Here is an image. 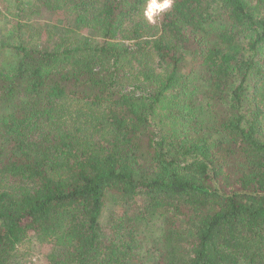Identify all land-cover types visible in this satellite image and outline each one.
<instances>
[{"label": "trees", "instance_id": "16d2710c", "mask_svg": "<svg viewBox=\"0 0 264 264\" xmlns=\"http://www.w3.org/2000/svg\"><path fill=\"white\" fill-rule=\"evenodd\" d=\"M8 1L0 264H264V0Z\"/></svg>", "mask_w": 264, "mask_h": 264}, {"label": "rangeland", "instance_id": "374dc122", "mask_svg": "<svg viewBox=\"0 0 264 264\" xmlns=\"http://www.w3.org/2000/svg\"><path fill=\"white\" fill-rule=\"evenodd\" d=\"M11 9L12 8H11L8 0H0V26L3 24L4 26H7L6 28L13 31L12 27L14 26V24L16 22L15 21L16 17L13 18V16L11 15ZM8 17L11 19L10 21L7 19ZM47 18L45 19V17H44L45 20H49V21L52 20V22H57V21L59 22V20H60L59 15H52V16L49 15ZM51 18H53V19H51ZM57 18H58V20L56 21ZM44 22H46V21H44V20L42 21V19L30 20L28 23L29 26H25V29L21 33V36L25 35V38L27 39L26 33L29 32L30 29L32 30V28H34V27H40L41 25L44 24ZM1 30L4 31L3 28H1ZM45 33H46V31L43 29L42 33L40 35L33 37L32 43L35 44V43H39L40 41L41 42L44 41V37L46 35ZM2 38L8 40L7 37L4 36V34L1 35V32H0V40H2ZM2 53L4 54V60L1 62V64H3L5 60L7 62H10V61L14 62L15 61L14 59H12L11 53L7 54L6 49H3ZM109 207L110 206H105V208L102 211V215L99 218V220L102 223L106 222ZM30 246L31 247H30L27 255L21 257L17 261L15 260L14 263H11V264H44L46 254L50 250V245L48 243H42V242L39 243L38 241L33 240L32 243L30 244Z\"/></svg>", "mask_w": 264, "mask_h": 264}, {"label": "clouds", "instance_id": "9594fccd", "mask_svg": "<svg viewBox=\"0 0 264 264\" xmlns=\"http://www.w3.org/2000/svg\"><path fill=\"white\" fill-rule=\"evenodd\" d=\"M173 0H146L145 16L149 22H155V17L171 7Z\"/></svg>", "mask_w": 264, "mask_h": 264}]
</instances>
